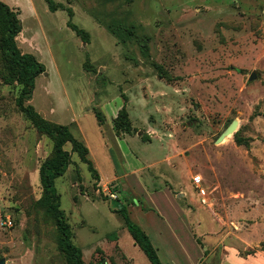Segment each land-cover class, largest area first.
Listing matches in <instances>:
<instances>
[{"label":"rangeland","instance_id":"obj_1","mask_svg":"<svg viewBox=\"0 0 264 264\" xmlns=\"http://www.w3.org/2000/svg\"><path fill=\"white\" fill-rule=\"evenodd\" d=\"M1 1L18 11L32 48L24 50L46 69L24 104L86 142L102 181L138 169L109 185L117 190L111 200L66 144L72 163L55 186L86 263L105 260L107 251V264H152L116 210L127 208L136 222L135 208L162 188L187 194L177 199L195 210L202 247L208 236L224 235L242 240L235 246L241 257L264 251V0H53L65 8L56 11L45 0ZM1 42L0 23V215L14 223L0 228V257L6 264H68L54 216L41 204V167L55 143L23 112V85ZM124 106L136 133L125 137L111 128ZM235 121L234 133L218 142ZM222 250L209 249L202 264H218Z\"/></svg>","mask_w":264,"mask_h":264},{"label":"trees","instance_id":"obj_2","mask_svg":"<svg viewBox=\"0 0 264 264\" xmlns=\"http://www.w3.org/2000/svg\"><path fill=\"white\" fill-rule=\"evenodd\" d=\"M50 11L65 9L62 4H56L53 0H45ZM70 17L73 11L68 9ZM0 23L2 25V42L1 46L3 53L6 56L7 62L17 70L19 83L23 85V90L20 94V106L35 123L36 128L43 134L53 138L55 143V154L52 158L45 161L41 167V183L44 189V195L41 199V204L54 216L57 230L59 232V247L65 254L68 264H107L106 259L101 257L99 261L86 263L84 254L81 248L73 242V232L68 222L65 212L61 209V196L58 193L55 180L63 176L72 163L71 153L65 150V145L71 143V152L77 153L81 161L86 163L92 172L95 180L94 187H97L98 173L93 168L91 161L88 159V148L70 132L69 128L47 121L39 113L36 112L32 105H25L26 100H30L35 88V79L38 75L45 72V66L38 59L29 53H22L16 41V37L22 31V22L19 18V13L15 9L0 0ZM69 26L82 38L83 41L89 39V34L83 29L75 26L71 21ZM146 48V45H144ZM100 122L103 121V116L98 114ZM114 130L119 135L121 132H131L132 123L129 117L126 106L122 107L117 117L113 120ZM142 135V134H140ZM104 197V195H103ZM110 199V198H109ZM104 200H108L104 197ZM125 220V224L131 234L134 244L137 245L147 256L152 264H164L153 246L150 237L147 233L135 223L127 210L122 207L117 209ZM115 237L111 235L110 237ZM101 253L98 250L97 254Z\"/></svg>","mask_w":264,"mask_h":264},{"label":"crops","instance_id":"obj_3","mask_svg":"<svg viewBox=\"0 0 264 264\" xmlns=\"http://www.w3.org/2000/svg\"><path fill=\"white\" fill-rule=\"evenodd\" d=\"M9 6L13 8L12 5ZM16 41L22 53H26V50L24 49L31 48V46L29 45L30 40L26 37V34L22 33V31L16 37ZM120 109H118V111L114 115H112V119H111V128L115 135L117 133L113 129L114 128L113 120L117 117ZM36 112L39 113L37 110ZM40 116H42V114H40ZM42 117L47 121L52 122L47 118H45L44 116ZM131 132H132L131 134H136L133 123H132ZM121 133L123 137H125L124 134H127L128 132H121ZM83 144L89 150L88 155L91 154L89 145L86 142ZM96 171L97 173L101 171L99 166H97ZM137 172L138 169L133 170L130 173L121 175L119 178L126 179L128 176L131 175L134 176V174H136ZM98 176L100 175L98 174ZM119 178L114 177V180ZM114 180L112 181L109 180L105 182L101 180V176H100V180L97 181V187L99 188L97 192L101 193L102 191L107 194L109 190H111L109 189L110 184L115 183L117 186H119L116 182H114ZM139 184L140 183H136V185ZM118 191H119V187H118ZM179 193L181 194L178 195ZM151 194H152L150 200L151 204H148L150 207L148 205L147 206L138 205L135 208L134 213L136 214L135 217H137L135 223H137L150 237L153 246L157 250L158 256L159 254H161V252L163 253L164 257L166 258L165 261L167 262V263L163 262L164 264H202V259L205 258L204 257L205 253H207L208 250L211 249L212 247H215V249L218 248L223 249L218 264H264V251L258 250L256 253L252 255L248 254L247 257H241L236 247H238L239 244H241L242 240H240L237 245L236 241L234 240L231 241L230 238H227L224 235L208 236L207 235L208 232H205L204 237L208 236L209 240L205 244V241L203 242L200 239L202 243L205 244L204 247H202L200 245V242L195 236L192 226L193 221L195 220L192 217V215L195 210L193 211L188 208L189 209L188 212L187 210L184 209V207H182V205L179 203L177 199L180 198L181 196H182L181 198L187 196V194H185L184 191H182V189H179L178 191L176 190L173 191L171 188H169L168 190L167 188L164 189L162 188L160 189L159 192L156 190ZM129 208L134 209L133 207H129ZM112 239L115 240L114 243H112L114 247L118 246L119 238L117 237L116 234L115 237L113 236ZM97 249L100 250L99 248H95L94 250ZM103 254L107 255V257L105 256L106 257L105 259L108 260L109 252L103 251ZM212 255L214 257V255H216V251H213V253H211L209 257L211 258Z\"/></svg>","mask_w":264,"mask_h":264},{"label":"built area","instance_id":"obj_4","mask_svg":"<svg viewBox=\"0 0 264 264\" xmlns=\"http://www.w3.org/2000/svg\"><path fill=\"white\" fill-rule=\"evenodd\" d=\"M192 182L194 187L197 189L198 194L200 196H204L205 195V189L202 187V177L200 175H195L192 178ZM107 196L111 199H117V194L114 191L109 190V192L107 193ZM14 226L13 220L10 216L8 215H0V228H12Z\"/></svg>","mask_w":264,"mask_h":264},{"label":"water","instance_id":"obj_5","mask_svg":"<svg viewBox=\"0 0 264 264\" xmlns=\"http://www.w3.org/2000/svg\"><path fill=\"white\" fill-rule=\"evenodd\" d=\"M255 78H256V74L252 73V75L250 76V80H253ZM236 126H237V122L235 121L221 134V136L218 138V142L222 141L223 138L232 135L236 130ZM0 264H6L5 258L0 257Z\"/></svg>","mask_w":264,"mask_h":264},{"label":"bare ground","instance_id":"obj_6","mask_svg":"<svg viewBox=\"0 0 264 264\" xmlns=\"http://www.w3.org/2000/svg\"><path fill=\"white\" fill-rule=\"evenodd\" d=\"M237 127V126H236ZM227 138V137H226ZM226 138H223L222 141H220L221 143H223L225 141Z\"/></svg>","mask_w":264,"mask_h":264}]
</instances>
